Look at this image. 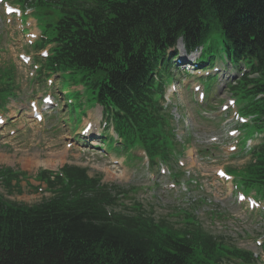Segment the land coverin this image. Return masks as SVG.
I'll return each instance as SVG.
<instances>
[{"label":"trees","instance_id":"obj_1","mask_svg":"<svg viewBox=\"0 0 264 264\" xmlns=\"http://www.w3.org/2000/svg\"><path fill=\"white\" fill-rule=\"evenodd\" d=\"M13 1L37 19L35 49L48 47L40 69L76 76V86L102 108L105 130L112 128L120 150L141 149L149 167L169 165L181 154L162 106L178 39L186 53L201 49L197 67L217 59L234 71L244 67L228 90L240 115L264 132V0ZM0 79V95L13 97L11 75ZM208 81L206 90L214 84ZM235 173L243 189L264 199V137ZM19 178L26 175L0 170L8 195L14 189L21 195ZM35 181L45 185L48 199L27 206L0 197V264L251 263L249 254L201 231L194 218L174 230L135 201L118 205L127 189L104 185L86 169L39 171Z\"/></svg>","mask_w":264,"mask_h":264},{"label":"rangeland","instance_id":"obj_2","mask_svg":"<svg viewBox=\"0 0 264 264\" xmlns=\"http://www.w3.org/2000/svg\"><path fill=\"white\" fill-rule=\"evenodd\" d=\"M12 1L0 3V76L11 75L14 93L9 98L7 94L0 95V170L11 169L25 174L26 179L18 180L21 195L15 189L7 195L0 183V197L20 205H34L49 197L31 190L38 186L34 181L37 172H56L67 165L83 168L89 177H101L104 185L127 189L118 205L129 207L135 201L156 223L164 222L174 230H183L187 217H193L203 232L220 240L217 242L251 254L250 264H264V251L259 247L264 241V201L256 202L253 193L247 194L249 191L243 188L238 187L241 192L234 190L231 178L218 179L215 174L219 170L239 171L248 163L249 144L243 145L242 136L252 134L256 141L264 137V132L256 133L248 125L238 132L235 108L221 111L233 98L227 85L240 72L237 70L231 79H220L203 95L202 102V87L197 80L204 78L205 72L184 63L179 70L173 68L176 76L165 85L164 107L173 118L182 152L169 165H163L169 174L162 177L158 165L147 167L141 152L116 153L102 146V137L110 134L101 133V109L75 86L76 76L63 73L60 78H47L40 69L41 54L47 49H34L40 33L33 12L7 15L4 6L18 9L10 4ZM210 39L215 51L218 38L212 34ZM19 55L27 57L29 64L23 65ZM198 57L199 52L191 54L192 60ZM215 62L220 63L218 59ZM48 95L53 106H49L41 123H35L30 119L29 104L41 106V98ZM234 130L237 135L229 138L228 132ZM244 196L247 198L241 200ZM248 199L253 202L252 208Z\"/></svg>","mask_w":264,"mask_h":264}]
</instances>
